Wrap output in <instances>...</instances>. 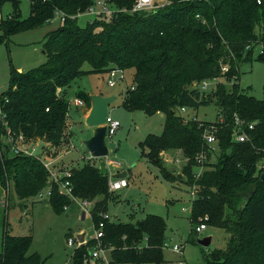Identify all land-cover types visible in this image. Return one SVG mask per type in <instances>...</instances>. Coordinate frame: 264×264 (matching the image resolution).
<instances>
[{
    "label": "trees",
    "instance_id": "obj_1",
    "mask_svg": "<svg viewBox=\"0 0 264 264\" xmlns=\"http://www.w3.org/2000/svg\"><path fill=\"white\" fill-rule=\"evenodd\" d=\"M5 1L0 0V6ZM13 1L15 13L7 21L1 19L5 37L52 19L56 9L67 18L43 42L47 60L26 72L13 70L9 89L0 92V185L12 182L17 195L26 199L51 184L39 157L13 154L6 148L2 136L8 128L28 140L58 146L69 111L64 89L89 72L134 68V84L126 92L124 106L165 114L162 134H149L143 142L148 158L164 179L196 187L192 231L208 216L206 224L228 233L226 247L215 249L208 264H264V97L255 98L238 83L230 87L218 83L211 93L200 88L206 79L219 76L232 81L239 74L240 62L250 58L256 47H260L258 59L264 62V0H155L158 7L139 11L132 10L136 0H110L114 20L113 16L109 20L95 17L85 26L79 25L76 15L95 0H31L30 15L24 19L19 0ZM5 37L0 36V41ZM85 63L91 65L90 70H84ZM79 98L91 108V95ZM212 102L218 108L214 122L180 113L183 107L196 109ZM235 115L254 123L252 129L245 128V141L236 139ZM211 131L217 136V147L206 140ZM175 149L187 157L178 173L169 170L161 157L163 151ZM201 153L206 155L204 168L197 176ZM71 172L75 198L93 202L91 213L97 222L113 192L109 176L94 163ZM52 187L49 203L60 214L74 199L60 194L53 182ZM165 228V219L156 214L136 223L107 221L101 240L104 247L112 246L115 264H166ZM143 239L145 245H141ZM32 242L31 235H14L6 229L0 264H41L39 253H29ZM94 244L91 239L80 245L72 264H92L89 247Z\"/></svg>",
    "mask_w": 264,
    "mask_h": 264
},
{
    "label": "rangeland",
    "instance_id": "obj_2",
    "mask_svg": "<svg viewBox=\"0 0 264 264\" xmlns=\"http://www.w3.org/2000/svg\"><path fill=\"white\" fill-rule=\"evenodd\" d=\"M18 3L20 17L27 18L31 11V0H19ZM15 11V2L5 1L0 6V24L7 21ZM94 18L91 14H82L78 17V23L85 26ZM61 23L55 14L50 20L18 29L8 37H5V30L0 28V36L5 37L0 41V92L9 89L13 70L26 72L47 60L43 53V42ZM259 53L260 47H256L250 58L240 62L239 74L232 81L219 76L206 79V87H203L202 82L200 88L211 93L218 83L223 82L228 87L238 83L248 94L262 99L264 62L258 59ZM83 68L90 70L91 65L85 63ZM134 73V68L123 69V72L118 73L113 86L109 83V71L89 72L77 78L62 93L69 102V111L61 144L53 147L44 144L42 140L37 141L35 155L53 160L55 170L72 169L87 163L99 165L100 158L92 157L83 144L91 136L93 128L86 124V118L83 117L86 106L77 105L76 99L83 94L115 96L109 105V115L119 120L121 125L113 135L106 136L109 154L103 159L108 168L109 181L115 179L112 175L116 171H126L129 185L112 192L106 211L111 217L110 221L136 223L148 214L159 215L166 221L165 242L181 247L180 252L171 247H163L165 260H180L183 264H208V258H211L215 249L226 247L228 233L223 228L208 224L201 232L192 231V205L196 196L193 194L194 187L164 179L159 167L148 158L149 150L143 142L149 134H162L165 114L160 111L146 114L143 110H129L124 106L126 92L134 84ZM180 113L185 118L201 121L214 122L218 119V108L214 102L196 109L188 108ZM2 146L1 149L6 153ZM161 157L163 164L175 173L182 171L187 162L181 149L163 151ZM214 159L215 155L210 161ZM261 164L264 165V162ZM203 168L196 166L195 172L199 173ZM92 205L84 209L83 203L74 199L72 205L64 207L63 212L58 214L51 207L49 199H40L38 196L21 199L12 182L7 187L0 185V252L3 250L4 233L8 229L14 235L33 237L29 253H39L41 264H72V255L80 246L78 236L84 235L86 241L96 236ZM208 236H212L211 243L208 246L202 245L199 240ZM69 237L75 240V244H68ZM145 244L146 239H143L141 245ZM92 248L90 246L89 250ZM107 256L111 258L110 251Z\"/></svg>",
    "mask_w": 264,
    "mask_h": 264
},
{
    "label": "built area",
    "instance_id": "obj_3",
    "mask_svg": "<svg viewBox=\"0 0 264 264\" xmlns=\"http://www.w3.org/2000/svg\"><path fill=\"white\" fill-rule=\"evenodd\" d=\"M260 2V1H259ZM164 4H161V6ZM159 5H156L155 0H136L135 5L133 7V11H139V10H152L158 7ZM115 11L111 7L110 0H95L94 3H92L85 11H80L76 17H79L82 14H91L94 17H102L106 19H110L114 15ZM55 14L60 18L61 22H65L67 15L61 10V9H56ZM1 17V15H0ZM93 21V20H92ZM223 71L228 70V66L224 65L222 67ZM110 72V80L109 83L111 86L116 84V78L118 76V73L123 72L122 68L119 67H114L109 70ZM122 77V76H121ZM204 85L203 87H206L205 81H203ZM76 104L77 105H85V101L82 98H77L76 99ZM188 108L183 107L181 108V111H185ZM1 113V112H0ZM2 116V115H1ZM221 119V118H220ZM235 120V134H236V139L239 141H245L248 139V133L246 132L245 128L252 129L254 127V123H247L244 119H242L240 116L235 115L234 116ZM107 129V135H113L117 128L121 125L119 120L112 119L111 116L109 115L107 121L104 124ZM4 143L6 145V148L9 149V151L13 154L17 155H34L39 157L36 153V146L38 145L37 141H31L28 140L27 137L23 133H16L13 131L11 128H8L5 135H4ZM206 140L209 145L214 146L217 143V136L213 131L208 132L206 134ZM2 151V149H1ZM205 153H201L199 156H197V162L201 164V167H203V163L205 160ZM44 166L48 169L50 173V182L51 184L41 190L38 193V197L40 199H49L53 193V187H52V182L55 183L58 186V192L63 195H68L72 197L73 199H76L74 194H73V188H72V183L69 179L71 177L72 172L71 169H58L55 170L53 169L54 167V161L49 160V159H43L39 157ZM201 173H197V176ZM129 185L127 177H122V178H115L109 181V187L111 191L119 190L124 187H127ZM193 194L196 195V187H194V192ZM79 200V199H78ZM81 201V200H80ZM83 203L84 209L88 205L93 204L91 201H81ZM94 205H92L93 208ZM92 211V209H91ZM208 219V216H205L203 220L198 223L195 226L196 232H201L202 230L207 228V224L204 220ZM111 217L108 213H102L100 219L95 222L96 226V236L93 237L92 239L95 240V244L93 245L92 250H90L89 253V260L91 261L92 264H115L112 261V258H108L107 252L112 249L111 247H104L102 244V237L104 236V228L106 226L107 221H110ZM85 237V236H84ZM78 243L81 245L77 238ZM84 243L87 244L88 241H86V237L84 238ZM68 244L73 245L75 244V240L72 237H69L68 239ZM84 244V245H85ZM163 247H171L172 250L176 252L181 251V247L178 244L170 245L169 243L165 242ZM166 264H183L180 260L178 261H172L168 262Z\"/></svg>",
    "mask_w": 264,
    "mask_h": 264
},
{
    "label": "water",
    "instance_id": "obj_4",
    "mask_svg": "<svg viewBox=\"0 0 264 264\" xmlns=\"http://www.w3.org/2000/svg\"><path fill=\"white\" fill-rule=\"evenodd\" d=\"M116 14L114 13L112 19L114 20ZM115 99V96H104L101 94L91 95V109L86 117V124L93 128L90 137L83 141L85 148L91 153L92 157L100 158L99 169L104 175H108V168L105 164L104 157L109 154V148L106 141L107 129L104 125L109 117V105ZM114 178H122L127 176V172H119L112 175ZM261 179L264 180V171L261 173ZM85 217V211H83ZM84 235L78 236V240L83 246ZM212 236L205 237L199 242L208 246L211 243Z\"/></svg>",
    "mask_w": 264,
    "mask_h": 264
},
{
    "label": "crops",
    "instance_id": "obj_5",
    "mask_svg": "<svg viewBox=\"0 0 264 264\" xmlns=\"http://www.w3.org/2000/svg\"><path fill=\"white\" fill-rule=\"evenodd\" d=\"M43 53H44V51H43ZM101 95H104V94H101ZM104 96H106V95H104ZM85 106H86V104H85ZM91 109V108H90ZM90 109H88L87 107H86V109L84 110L83 109V111H84V113H83V117L84 118H86L87 116H88V114H89V112H90ZM38 142L40 141V140H37ZM121 171V170H120ZM115 173H119V172H115ZM127 177V176H126ZM176 261H178V260H176ZM168 262H172V261H168Z\"/></svg>",
    "mask_w": 264,
    "mask_h": 264
}]
</instances>
